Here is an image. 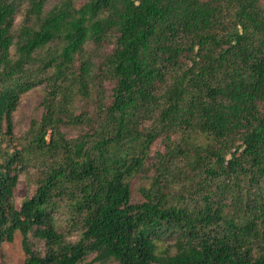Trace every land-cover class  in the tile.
Returning <instances> with one entry per match:
<instances>
[{
    "label": "trees",
    "instance_id": "trees-1",
    "mask_svg": "<svg viewBox=\"0 0 264 264\" xmlns=\"http://www.w3.org/2000/svg\"><path fill=\"white\" fill-rule=\"evenodd\" d=\"M17 231L25 264H264V0H0V244Z\"/></svg>",
    "mask_w": 264,
    "mask_h": 264
},
{
    "label": "rangeland",
    "instance_id": "rangeland-1",
    "mask_svg": "<svg viewBox=\"0 0 264 264\" xmlns=\"http://www.w3.org/2000/svg\"><path fill=\"white\" fill-rule=\"evenodd\" d=\"M84 0H78V3H82ZM23 19V16H19L17 19L16 24H19ZM92 47V46H91ZM107 89L110 91L111 84L107 83ZM43 86H37L36 88L28 91L27 93L23 94L21 97V101L17 110L14 113V122H15V132L18 140H15V143H20L19 140H22L25 131L29 128L30 123L33 119H40L42 113L44 111L43 100L45 96ZM83 102H80V104ZM79 104V102H78ZM63 131L65 132L66 136L71 138L77 136L79 133H82L80 128L68 126L63 127ZM163 144L160 140H157L152 147V153H155L156 150L162 149ZM31 174L22 173L19 178V183L15 189V201L17 206L20 207L22 201L31 196L34 192L35 184L33 183L32 173L35 168L29 167ZM142 185L139 179L134 180L132 188H133V200H139L141 198V193L139 191V187ZM66 216L63 215L62 218ZM62 220V219H61ZM63 227H65L66 222L62 221ZM75 235L73 234V238ZM34 237L32 240L34 241ZM36 245L42 249L43 243L40 240H35L34 242ZM93 254L88 256L83 262L80 264H102L99 262L93 261ZM25 253L23 250L22 245V234L17 231L14 240L12 242H2L0 244V264H25ZM103 264H119L115 260L108 261Z\"/></svg>",
    "mask_w": 264,
    "mask_h": 264
}]
</instances>
